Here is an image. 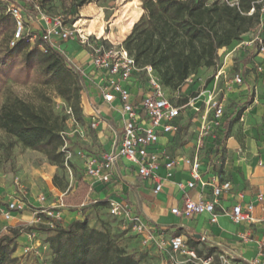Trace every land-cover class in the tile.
<instances>
[{"label": "crops", "instance_id": "obj_1", "mask_svg": "<svg viewBox=\"0 0 264 264\" xmlns=\"http://www.w3.org/2000/svg\"><path fill=\"white\" fill-rule=\"evenodd\" d=\"M102 15L103 11L98 14V18ZM29 19L31 30L37 32V35L34 34L35 37L40 36L43 33L42 20L36 12H33ZM116 20L114 22H117ZM53 40L59 44L66 59L85 79L82 102L88 129L82 140L83 150L89 156L99 159L104 153L120 145L123 128L120 101L117 97L111 103L103 100L99 91L101 73L93 66L89 49L85 45L75 38L61 41L58 37H53ZM35 42L33 39L31 44ZM257 54L264 57V54L258 51ZM242 65L241 63L235 67L232 79L237 73L243 78ZM263 68L264 62L258 65V69ZM138 71L139 69L135 70L130 79L124 82L131 98L136 102H139L150 90V84L139 76ZM213 83L214 80L209 82L204 92L194 98V103L191 104L192 107L196 106L193 107L194 110L201 108V104L210 94ZM233 83L236 88L229 98L237 102L247 101L248 86L244 78L241 84L234 81ZM260 83H253L255 90L259 91ZM202 96L205 98L201 99ZM260 96L264 98V94ZM263 98L259 99L261 103H257L258 100L255 99L243 109L239 120L232 124L226 136L219 130L215 132L212 130V133L203 138L200 146L197 143L198 129L192 133L194 129L187 127L183 116L184 106L181 104L179 116L175 119L177 129L159 132L157 143L151 147L152 150L160 153L158 167L154 170L162 181V187L158 192H154L153 178L141 177L137 172L136 164L119 158L112 167L108 182H101L85 173L86 194L81 202L84 205L74 208L73 206L76 205L72 204L71 207L70 204L64 203V206L58 208L59 217L52 219L53 223L66 226L74 219L86 218L90 226L101 228L107 227L108 224L112 225L113 222L118 223L119 220L127 222L123 219V215L109 213L108 201L115 200L130 206L147 225V231L151 235L149 242L161 255L156 264H173L178 260L181 264H188L189 260L184 258V255H179L178 259L172 256L169 240L175 235H180L185 244L194 249L202 260L212 257L210 264H235L237 261L264 259V212L261 211L260 205L254 202L258 192L264 193ZM218 99L224 108L221 127H219L222 128L229 118L237 115L239 109L232 107L227 112L226 106L229 104L227 97ZM197 102L200 103L197 105ZM212 114L213 112L205 105L198 117H190V114L188 116L191 122L199 126L204 116L211 119ZM93 121L96 123L94 127L91 126ZM194 157L199 160L198 179L192 177L191 166L184 161L185 158ZM167 160L173 161L169 168L165 166ZM83 162L82 159L80 165L84 170ZM224 181L230 182V189L222 191L217 198L216 221L212 222L211 215L207 212L186 218L171 211L173 207H181L186 197L192 200L212 199L213 185ZM188 182H193L194 185L190 187L187 185ZM202 182L205 184L203 185ZM179 183L183 186H179ZM60 194L53 192L52 196L48 195V200L51 201ZM0 196L1 199L6 197V195ZM26 202L27 207L23 211L13 212L11 219L5 220L0 213V236L12 235L15 231L13 243L16 245V256H21L26 251H30L32 255L33 251L40 254L47 260L45 263H48L51 250L45 238L51 227L47 221L32 222L33 209L47 203L41 204L38 199L36 201L28 199ZM250 202L255 203L252 221L234 223L229 214L231 207L240 203L244 208Z\"/></svg>", "mask_w": 264, "mask_h": 264}, {"label": "rangeland", "instance_id": "obj_2", "mask_svg": "<svg viewBox=\"0 0 264 264\" xmlns=\"http://www.w3.org/2000/svg\"><path fill=\"white\" fill-rule=\"evenodd\" d=\"M209 3L213 0H207ZM222 1V0H220ZM229 3L237 0H226ZM87 6L78 7L76 10L69 0H47L44 2L45 9L51 14H63L66 17L68 26L72 23L80 32L94 35L107 36L113 43H121L130 32L132 24L143 13L142 0H90ZM103 11L101 18L98 14ZM0 10V15L2 14ZM76 20L73 22V20ZM117 19V20H116ZM117 22H114V21ZM31 34L37 32L31 30ZM13 32V26L0 28V106L9 97H19L33 104L37 109H42L57 117L61 125V134L64 137L62 149L63 159L55 162L47 158L43 151H38L25 147L16 138L6 134L0 129V195L19 194L26 201L31 199L36 201L40 193L51 195L52 193L63 194L64 203L82 207L86 194V183L84 181L85 171L81 168L82 160L77 151L83 150V139L86 136L88 125L84 118V108L82 97L78 104L75 100L67 101L62 98L54 82L42 71L40 66H33L25 69L21 63V56L13 59H3L2 55L7 47ZM260 34L257 26L251 28L243 34L238 41H232L230 45L217 50L213 64L211 66H200L184 81L179 89H171L163 85L157 72L150 66L140 68L139 76L150 84V80H155L163 89L164 93L171 97L174 102H179L184 106L183 116L186 119L187 127L193 128L200 133V127L190 121V117H198L202 109L205 108V101L199 110H194L191 104L194 98L204 92L206 86L214 80L210 93L216 94L219 98L227 97L229 100L226 111L232 107L239 109L234 118H229L222 127H216L211 120H207L212 130L221 131L224 136L231 130L234 122L238 121L246 106L257 99L261 103L260 96L264 94V68L258 69V65L264 62V57L257 54V49L250 43L253 36ZM37 35V34H36ZM125 36V37H124ZM124 37V38H123ZM40 41V36L34 38ZM31 43V42H30ZM123 45V44H122ZM243 64L241 72L245 83L248 86L246 93L247 101L237 102L231 100L232 92L236 88L232 75L236 66ZM75 68V67H74ZM76 69V68H75ZM220 72V74H218ZM79 77H81L79 75ZM81 81V79H80ZM260 83L259 91L255 90L253 83ZM253 85V86H251ZM85 86L81 83L80 93L83 94ZM205 98L202 96L201 99ZM186 99L185 102H180ZM237 99V98H236ZM264 99V98H263ZM200 102H197V105ZM246 104L245 106H242ZM239 107V108H238ZM196 111V112H195ZM191 115L190 117L188 115ZM192 126V127H191ZM207 136V135H206ZM12 192V193H11ZM1 197V196H0ZM79 205V206H78ZM110 235L123 246L128 253L138 259L140 264H156L161 257L158 251L153 249L149 241L142 238L130 223L120 221L109 225ZM14 256L15 252L13 253ZM181 254L173 253L174 259L180 258ZM18 264H48L45 258L32 251L24 252L21 256H16ZM187 258L186 256H183ZM37 258V259H36ZM50 261V259H49ZM173 264H181L179 260ZM188 264H195L188 261Z\"/></svg>", "mask_w": 264, "mask_h": 264}, {"label": "trees", "instance_id": "obj_3", "mask_svg": "<svg viewBox=\"0 0 264 264\" xmlns=\"http://www.w3.org/2000/svg\"><path fill=\"white\" fill-rule=\"evenodd\" d=\"M37 1L48 12L44 5L47 0ZM69 1L76 10L90 0ZM253 1L142 0L144 11L132 24L122 44L133 55L138 68L150 66L163 85L176 90L197 68L211 66L219 48L240 40L259 24L260 4ZM252 6L254 11L249 14ZM13 25L9 14L0 15V28ZM41 44H45L41 35L40 41L34 44L29 37L22 38L7 47L2 58L13 59L20 55L25 69L40 66L54 82L58 94L78 104L82 97L81 83L84 84L85 79L79 77L62 50L46 44L48 48L44 52ZM0 129L25 147L43 151L50 160L63 159L64 140L57 117L24 99L9 97L0 106ZM108 228L109 224L101 228L90 226L86 218L74 219L66 226L54 223L45 238L51 250L48 264H140L118 244ZM15 234L13 231L12 235L0 236V264H18L13 255Z\"/></svg>", "mask_w": 264, "mask_h": 264}, {"label": "built area", "instance_id": "obj_4", "mask_svg": "<svg viewBox=\"0 0 264 264\" xmlns=\"http://www.w3.org/2000/svg\"><path fill=\"white\" fill-rule=\"evenodd\" d=\"M253 2L260 4V18L257 25L260 34L253 36L250 43L259 53L264 54V0H254ZM0 6L3 8L2 12L9 14L14 21L13 32L9 41L10 46L25 37H29L30 42L34 39L35 35L30 33L27 24L31 14L36 12L43 22V25H41L43 30L41 38L45 44H41L40 48L46 52L47 45H49L61 51L59 44L53 40V37H58L61 41L77 39L89 49L91 62L101 73L99 91L103 100L111 103L116 97L119 99L123 117L120 145L110 152L104 153L99 159L89 156L84 150L77 151V155L84 161L85 173L96 177L101 182H108L111 178L114 163L117 159L124 158L137 165V172L141 177L153 178L155 181L154 192H158L162 187V181L154 173V170L158 167L160 153L152 150L151 147L157 143L159 132H169L177 129L175 119L179 116L181 106L167 96L153 79L150 80V90L143 95L139 102L131 98L124 82H127L132 73L140 68L136 66L133 55L121 43H113L107 36L101 35H94L90 39V34L80 32L74 27V24L71 23L68 26L66 17L63 14L51 15L44 11L37 0H0ZM253 11L254 6L250 8L249 14ZM232 80L237 84L243 82L242 75L239 73L235 74ZM205 104L213 114L211 119H207L205 116L202 119L197 141L199 146L210 130L207 120H211V123H214L216 127H221L224 115L223 104L214 94L210 93L207 96ZM143 122L147 123L144 124ZM95 125L96 123L93 121L91 126L94 127ZM62 138L64 139L63 135ZM184 161L191 166L192 177L198 179V158H185ZM172 164L173 161L171 160L165 162V166L168 168ZM202 184L205 183L202 182ZM187 185L192 187L194 183L188 182ZM179 186H183V184L179 183ZM229 189L230 182L228 181L213 185L212 199L192 200L186 197L181 207H173L171 211L186 218L207 212L211 215L210 220L214 222L217 218L215 209L217 198L222 191ZM38 201L41 204L47 203V205H41L33 209L32 222L43 223L47 221L52 228L54 226L52 219L59 217L60 210L58 208L65 205L63 194L49 201L46 194L40 193ZM254 202L259 204L261 211L264 212V193L258 192ZM254 202L248 203L244 208L240 203L234 204L229 213L231 220L236 224L252 221ZM83 205L84 203L81 204V206ZM26 207V200L19 194L12 193L6 195L3 199L0 198V213L5 220L11 219L13 212L23 211ZM108 210L111 215H123V219L130 223L142 238L149 241L151 235L147 231V225L130 206L115 200H109ZM169 247L173 253L184 255L194 263L210 264L212 261L210 256L202 260L194 249L185 244L180 235L170 238ZM235 264H264V259L255 258L247 262L237 261Z\"/></svg>", "mask_w": 264, "mask_h": 264}]
</instances>
